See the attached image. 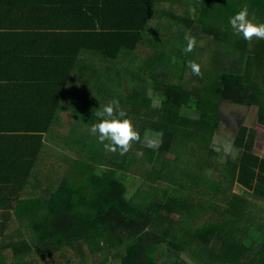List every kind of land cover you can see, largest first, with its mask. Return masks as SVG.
Listing matches in <instances>:
<instances>
[{
	"label": "trees",
	"instance_id": "trees-1",
	"mask_svg": "<svg viewBox=\"0 0 264 264\" xmlns=\"http://www.w3.org/2000/svg\"><path fill=\"white\" fill-rule=\"evenodd\" d=\"M244 7L264 23V0H0L1 264H106L120 248V264H264V217H230V253L213 262L189 245L207 250L221 232L210 208L190 226L164 208L174 177L164 188L142 179L131 197L123 176L125 166L136 175L166 154L180 159L186 142L210 147L223 103L255 107L253 128H238L230 177L264 210V155L254 151L264 150V59L242 71L249 43L264 52V39L232 30ZM192 37L220 65L207 91L184 84ZM114 100L140 135L124 155L90 132ZM147 131L161 134L156 148L143 143ZM199 173L204 194L218 191L220 180ZM163 214L175 228L156 223Z\"/></svg>",
	"mask_w": 264,
	"mask_h": 264
},
{
	"label": "rangeland",
	"instance_id": "rangeland-1",
	"mask_svg": "<svg viewBox=\"0 0 264 264\" xmlns=\"http://www.w3.org/2000/svg\"><path fill=\"white\" fill-rule=\"evenodd\" d=\"M202 42L205 48L201 44H197L195 50L187 54L188 60L190 61H187L185 65L184 82L187 84H184L189 87L191 83L194 88L200 84L201 86L206 85L207 91L209 87V77L214 73V69H219L220 65L215 62L214 57L211 56L213 54L209 46L206 45V42ZM262 52L263 51L259 49V43L252 40L243 56L242 71H246L249 68L254 71L256 64L262 62L264 59V52L261 58ZM239 54L238 52L236 57H239ZM257 54L260 55V59H256ZM122 61L127 60L123 59ZM193 61L201 66L200 76L193 74L189 67V63ZM169 73L171 72L169 71ZM261 79L260 76L258 80L261 81ZM172 80L181 82L179 78L177 79L176 77H172ZM123 92L127 93L130 92V90L126 87L123 88ZM260 92L261 94L264 93V85L260 89ZM134 103H139V100L137 99ZM152 104L157 105L160 104V102L153 101ZM220 111L222 112L221 124L219 128L214 131L210 147L209 145H203L201 143L202 139H195V141L186 142L185 150H183L180 159H177L176 155L172 154V152L165 155L168 158L165 165H163V157H160L157 164L149 161L153 169H145L141 174H138L136 171V175H131L128 173L132 172L130 170L132 167L125 166L127 170L126 173L123 174L128 184V193H130L131 197H133L134 190L142 179H146V181L156 185L158 188H164L167 185H173V182H168V177H174L178 184V189H171L168 192L169 195H164V208L166 212L182 214V218L192 217L194 220L190 226L195 224L196 219L202 216L207 208H210L211 210L207 212L211 214L215 221L221 223V232L207 250L199 245V242L197 243L196 240V242L192 241L189 245L198 255L207 257L213 262L220 258L224 259L230 253L231 240L234 239V236L228 231V220L230 217L231 219L237 218L239 220L240 217H253V214L255 217H259L261 221L264 217V210L258 207L259 201L254 199L251 192L245 193L230 177L233 171L232 164L236 162L239 156V150L234 144L235 137L238 134V128L243 124L250 129L253 128L256 122V109L255 107L248 109L247 107L236 104L223 103ZM180 114L194 119L199 115L198 112L187 111L185 108L181 109ZM253 132H251L250 135H252ZM160 138L161 134L159 132L147 131L146 135L143 137V143L149 145L151 148H156ZM259 139L260 137H258V140ZM254 151L260 155H264L263 147L262 149H258L257 147ZM200 171L202 174L221 181L222 185L218 191L215 193L210 191L206 192V194H204V190L201 191L200 188L202 187L198 185V181L201 179ZM159 173H162L161 178H158ZM236 195L239 198H237ZM241 196L248 202H244ZM173 202H175V204L172 205ZM232 211H235L237 215H230ZM156 223L159 225H166L170 228H175V225H177L175 224L176 221L168 216V214L161 215ZM189 232L190 237H193L191 235V230H189ZM255 238H257V236H255ZM122 251V248L114 250L111 258L106 264H120L119 254L122 253ZM233 259H235L233 262H242L241 255L238 257L233 256ZM92 263L93 260L91 259L90 264ZM84 264L87 263L84 262Z\"/></svg>",
	"mask_w": 264,
	"mask_h": 264
},
{
	"label": "clouds",
	"instance_id": "clouds-1",
	"mask_svg": "<svg viewBox=\"0 0 264 264\" xmlns=\"http://www.w3.org/2000/svg\"><path fill=\"white\" fill-rule=\"evenodd\" d=\"M229 24L236 35H241L244 40L251 41L253 37L264 39V23H254L249 19L247 7L236 12L229 19ZM196 46L194 37L188 38L185 52H192ZM189 67L192 73L200 76L201 66L196 62H190ZM97 121L90 126V132L97 135L99 142L103 145L104 150L116 152L118 149L121 155L129 151L131 142L139 141L140 135L135 130L128 113L120 110L119 101L114 100L112 103L104 106L102 110L95 113ZM108 141V143H105Z\"/></svg>",
	"mask_w": 264,
	"mask_h": 264
}]
</instances>
